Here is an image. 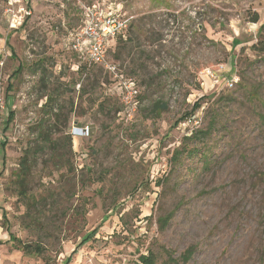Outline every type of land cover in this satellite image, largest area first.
I'll list each match as a JSON object with an SVG mask.
<instances>
[{
    "label": "rangeland",
    "instance_id": "rangeland-1",
    "mask_svg": "<svg viewBox=\"0 0 264 264\" xmlns=\"http://www.w3.org/2000/svg\"><path fill=\"white\" fill-rule=\"evenodd\" d=\"M96 2L130 19L110 58L140 86L132 119L111 78L75 72L62 45ZM0 99V264H137L148 251L162 264L190 247L187 264H264V0H0Z\"/></svg>",
    "mask_w": 264,
    "mask_h": 264
},
{
    "label": "built area",
    "instance_id": "built-area-1",
    "mask_svg": "<svg viewBox=\"0 0 264 264\" xmlns=\"http://www.w3.org/2000/svg\"><path fill=\"white\" fill-rule=\"evenodd\" d=\"M12 6V5H10ZM22 10V9H21ZM7 12L13 14V19L9 21L10 28L18 30L21 27L20 22L15 19V13L12 7ZM25 14V11H24ZM31 13L26 11V16ZM18 23V25H17ZM130 26V19L126 18L121 9L108 6L105 3L96 2L92 5H86L81 10V26L74 32L69 33L62 43L63 48L75 58L74 70L78 72L80 67H86L90 70L97 67L103 70L113 83L110 93L117 96L122 103L123 111L121 114L132 119L139 108V99L141 95L140 86L135 78L129 76L120 65L110 58L112 43L123 36ZM224 70V65L218 69H206L202 75L211 80L218 78V73ZM237 78L227 82L228 86L234 85ZM79 88V85L78 87ZM5 109V103L0 99V119L1 113ZM197 117L188 120L190 125H196ZM91 133L89 125H74L71 134L74 137H89Z\"/></svg>",
    "mask_w": 264,
    "mask_h": 264
},
{
    "label": "trees",
    "instance_id": "trees-1",
    "mask_svg": "<svg viewBox=\"0 0 264 264\" xmlns=\"http://www.w3.org/2000/svg\"><path fill=\"white\" fill-rule=\"evenodd\" d=\"M251 22L252 23H258L259 22L258 14L254 15V18L252 19ZM96 69H99V68L93 67L90 70H88L86 67H80L78 72L80 73L81 76H87L91 71L96 70ZM121 69H123V68L121 67ZM20 71H21V69L18 72H20ZM113 96L115 98H118L115 95H113ZM118 100H119V98H118ZM199 108H200V103L198 100L194 103V106L192 108V112L194 113L195 110H197ZM193 115L194 114H191V116H193ZM13 117H14V114L10 113L9 118H8V122H10L13 119ZM210 130H211V127H208L205 132L197 131L196 133L192 134L191 138H196L197 136L206 135ZM28 172H29V166L27 163V159L24 158V159H22V172H20L18 174L20 184H23V181L21 180L22 176H27ZM172 218H173V213L167 215L164 218H161L159 220V222L161 223V228L162 229L165 228L169 224V222L171 221ZM83 240H85V241L88 240V237L83 239ZM12 241L14 243L15 248H17L18 250H20L21 252H23L27 256L42 257L46 254V247L44 245H42L41 243H37L34 245L33 244H27V243H24L22 240L17 239L14 235L12 237ZM166 254L168 255V258L162 264H187L191 260L193 255L195 254V247L188 248L185 251V253L180 256V258H175L173 256L172 252L166 251ZM157 260H158L157 255L153 252L148 251L147 254H142L139 256V261L137 264H157ZM43 264H56V263L52 259L48 258V259L44 260Z\"/></svg>",
    "mask_w": 264,
    "mask_h": 264
}]
</instances>
